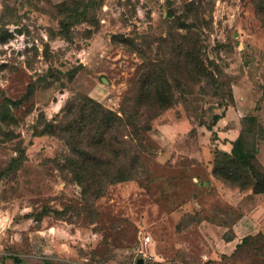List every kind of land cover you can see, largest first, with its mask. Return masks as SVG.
I'll return each instance as SVG.
<instances>
[{
    "label": "rangeland",
    "instance_id": "374dc122",
    "mask_svg": "<svg viewBox=\"0 0 264 264\" xmlns=\"http://www.w3.org/2000/svg\"><path fill=\"white\" fill-rule=\"evenodd\" d=\"M223 132L218 176L252 189L264 0H0V264H264L197 178Z\"/></svg>",
    "mask_w": 264,
    "mask_h": 264
},
{
    "label": "crops",
    "instance_id": "0c3cea01",
    "mask_svg": "<svg viewBox=\"0 0 264 264\" xmlns=\"http://www.w3.org/2000/svg\"><path fill=\"white\" fill-rule=\"evenodd\" d=\"M244 98H246L245 95ZM246 99L248 100V98ZM231 109H235L232 111V113H236L238 109V105L234 103L232 98L229 106L224 109L225 113H231ZM224 118L225 115L221 116V119L218 121V123ZM238 122L241 121L239 120ZM182 124L184 123L182 122ZM236 125H238V123ZM219 137V143L218 145H216L218 149L215 148L214 150L202 153L201 165L202 168L205 170V173L201 176V178H197L199 184L204 187H207L209 191L213 190L215 194L217 193V190L218 192L220 191L221 196L225 200L223 201L225 202L224 204H233L232 207L227 210V212H221V215H224L229 218L232 216L233 213H235L233 216L235 220L232 222V224L230 222L229 224L224 223L223 225H220L221 228L226 230L232 228V236L226 240H223V243L220 244V246H222L221 248L231 249L232 253L227 254H230L229 256L232 257L234 254H236V251L239 250L238 246L242 243L244 238L249 235H256L259 233L264 234V194H254L253 189L243 190L240 188H232L230 186H227L222 180L215 177V175L213 174L215 164V151L219 150L230 154L233 148L232 143L235 141V137H230V139H228V132H223V135H220ZM232 189H236L240 191V193H237L238 196L236 195L237 199L236 201H234V203H228L226 201L229 200V194H236V192H233ZM230 224L231 227H229ZM246 231H255L258 233L248 234L243 238H240V234ZM3 256L6 257L8 260L15 261L14 253L0 251V258Z\"/></svg>",
    "mask_w": 264,
    "mask_h": 264
},
{
    "label": "trees",
    "instance_id": "16d2710c",
    "mask_svg": "<svg viewBox=\"0 0 264 264\" xmlns=\"http://www.w3.org/2000/svg\"><path fill=\"white\" fill-rule=\"evenodd\" d=\"M222 116V115H221ZM221 116L218 115L214 122H213V125L211 126L212 129L213 127L218 123V121L221 119ZM240 141H241V137H239L238 139H236L234 142H236L234 144V142L232 143L233 145V148H232V152L230 154L228 153H225V152H222V151H219V150H216L215 151V164H214V169H213V174L215 175L216 178L220 179V180H224L223 178L220 177V175L218 176V171L216 170L217 168V157L218 155L220 154H223V155H226L228 157H233L235 158L238 154H237V151H238V146L240 145ZM249 167V170L251 171L254 179H255V184L252 186V189H253V192L254 194H264V174H262L261 172H259L258 170L255 169L254 166L252 165H248ZM225 181V180H224ZM242 185H240V189H242L241 187ZM245 190V189H243ZM247 241V238H244L242 243L238 246V249Z\"/></svg>",
    "mask_w": 264,
    "mask_h": 264
},
{
    "label": "bare ground",
    "instance_id": "6f19581e",
    "mask_svg": "<svg viewBox=\"0 0 264 264\" xmlns=\"http://www.w3.org/2000/svg\"><path fill=\"white\" fill-rule=\"evenodd\" d=\"M7 224L6 219L5 218H0V229L5 227Z\"/></svg>",
    "mask_w": 264,
    "mask_h": 264
},
{
    "label": "built area",
    "instance_id": "2783aa9c",
    "mask_svg": "<svg viewBox=\"0 0 264 264\" xmlns=\"http://www.w3.org/2000/svg\"><path fill=\"white\" fill-rule=\"evenodd\" d=\"M143 240L146 242V243H149L151 241V237L148 235H143Z\"/></svg>",
    "mask_w": 264,
    "mask_h": 264
},
{
    "label": "water",
    "instance_id": "95a60500",
    "mask_svg": "<svg viewBox=\"0 0 264 264\" xmlns=\"http://www.w3.org/2000/svg\"><path fill=\"white\" fill-rule=\"evenodd\" d=\"M137 264H149L144 259H139Z\"/></svg>",
    "mask_w": 264,
    "mask_h": 264
}]
</instances>
